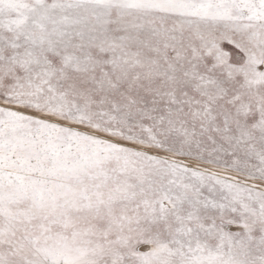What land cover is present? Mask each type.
Wrapping results in <instances>:
<instances>
[{"label":"snow or ice","instance_id":"obj_1","mask_svg":"<svg viewBox=\"0 0 264 264\" xmlns=\"http://www.w3.org/2000/svg\"><path fill=\"white\" fill-rule=\"evenodd\" d=\"M0 264H264V0H0Z\"/></svg>","mask_w":264,"mask_h":264}]
</instances>
